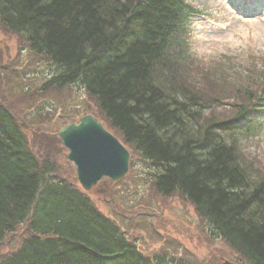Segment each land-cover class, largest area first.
Masks as SVG:
<instances>
[{"label":"trees","instance_id":"1","mask_svg":"<svg viewBox=\"0 0 264 264\" xmlns=\"http://www.w3.org/2000/svg\"><path fill=\"white\" fill-rule=\"evenodd\" d=\"M195 11L185 0H0V24L48 67L37 96L72 89L93 99L160 194L179 193L241 262L264 264V170L245 151L261 130L253 114L264 110V59L221 55L196 67ZM203 80L225 96L207 94ZM224 100L228 115L216 110ZM23 127L0 103V244L26 223L29 232L0 264H189L143 252L40 162Z\"/></svg>","mask_w":264,"mask_h":264},{"label":"rangeland","instance_id":"2","mask_svg":"<svg viewBox=\"0 0 264 264\" xmlns=\"http://www.w3.org/2000/svg\"><path fill=\"white\" fill-rule=\"evenodd\" d=\"M191 2L202 10L193 19V35L189 40L196 67L214 58L219 59L221 55L247 58L241 59L246 60L247 64L253 58L264 59V16L245 17L227 0ZM258 2L264 5V0ZM221 24L225 30H221ZM47 68L40 58L30 53L22 36L0 24V103L9 108L18 122L24 125L30 148L40 162H53L56 174L62 180L74 183L81 189L76 179V169L67 159L68 151L62 145L58 131L64 124L78 121L82 116L80 106L89 107L92 110L90 114L99 118L106 128L112 129L101 117L96 102L76 90L53 89L38 94L39 98L37 92L47 78ZM204 81L201 84L208 89L207 94L225 96L223 89L206 87ZM51 100L58 105L46 104ZM227 102L224 100V105L216 110L228 115L224 111V106L231 107ZM47 105L52 109L57 108L56 112L42 107ZM62 115L68 116L67 123L60 124L62 121L59 117ZM51 121L52 125L49 123ZM259 134L247 144L249 147L245 145V151L249 156L248 161L259 163L264 170V128ZM132 157L137 163L124 178L101 181L85 194L103 214L121 224L143 252L153 254L164 251L185 259L189 264H223L224 259L248 264L239 260L238 253L226 241L210 234L195 207L179 193L170 196L160 194L145 173L148 165ZM27 225L20 226L0 244V258L19 247L29 234Z\"/></svg>","mask_w":264,"mask_h":264},{"label":"water","instance_id":"3","mask_svg":"<svg viewBox=\"0 0 264 264\" xmlns=\"http://www.w3.org/2000/svg\"><path fill=\"white\" fill-rule=\"evenodd\" d=\"M77 180L90 190L102 179L118 180L129 170L130 152L94 115L82 116L58 132ZM224 264H234L226 261Z\"/></svg>","mask_w":264,"mask_h":264}]
</instances>
